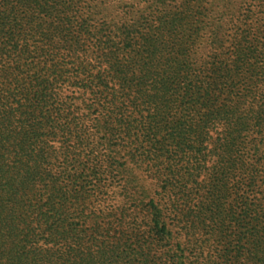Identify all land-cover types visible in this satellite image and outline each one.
I'll use <instances>...</instances> for the list:
<instances>
[{
    "label": "trees",
    "instance_id": "1",
    "mask_svg": "<svg viewBox=\"0 0 264 264\" xmlns=\"http://www.w3.org/2000/svg\"><path fill=\"white\" fill-rule=\"evenodd\" d=\"M254 1L0 0V264H264Z\"/></svg>",
    "mask_w": 264,
    "mask_h": 264
},
{
    "label": "rangeland",
    "instance_id": "2",
    "mask_svg": "<svg viewBox=\"0 0 264 264\" xmlns=\"http://www.w3.org/2000/svg\"><path fill=\"white\" fill-rule=\"evenodd\" d=\"M152 1H159L160 4L165 2V4L169 5L168 9L172 8L173 10V6L179 4L182 0H142V4H150ZM203 4L208 10L206 14L211 19L210 22L212 25L208 28H204L201 34L205 33L206 37L211 35L212 38L208 41L206 40L207 38H205L207 44L203 41L204 43L200 45L202 49L210 48V43H218L219 40H222L223 36H232L235 34L237 29L240 27V22L246 17L257 13L259 9L254 6L256 5L254 0H203ZM262 25H264V21H259L258 23L254 22L253 27L255 36L259 38L262 43H264V29L262 28ZM136 173L139 175L141 180L144 178L142 166L137 169ZM194 208H197V206H194ZM226 225H229V223H226ZM211 229L212 226L208 225V222H206L200 227V232L196 234L193 242L195 240L207 241V243L209 242L212 246L210 247V252H206L210 255L218 256L217 253H214V251L221 250V247L217 246L219 239L216 238L217 240H215V238H209L208 232ZM215 246L219 247V249H214ZM188 252H190V250Z\"/></svg>",
    "mask_w": 264,
    "mask_h": 264
}]
</instances>
